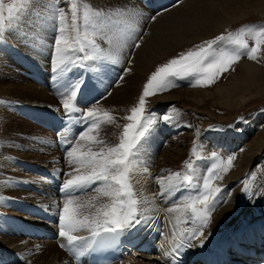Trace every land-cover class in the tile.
Returning <instances> with one entry per match:
<instances>
[{
    "label": "snow or ice",
    "instance_id": "snow-or-ice-1",
    "mask_svg": "<svg viewBox=\"0 0 264 264\" xmlns=\"http://www.w3.org/2000/svg\"><path fill=\"white\" fill-rule=\"evenodd\" d=\"M59 2L50 0V14L46 17V22H52L56 31L52 43V71L63 89L61 95L66 97L62 104L67 121L71 123L73 113H78L79 122L85 127L73 141L68 142L72 146L65 149V161L74 167L71 172L64 173L70 178L62 181L60 189L64 199L62 207L58 205V236L67 241L66 244L61 243L60 247L66 248L79 261L86 251L116 241L121 233L148 219L145 215L147 209L141 208L147 201L137 197L133 182L134 171L144 151V142L158 123L155 114L146 109V97L178 87V80H189L192 86L211 85L242 55L246 54L255 60L264 44V25L258 31L241 28L235 33L221 34L158 66L144 84L138 104L131 108L130 115L124 117L129 123L123 125L119 142L109 145L100 137L101 123L119 127L116 118L108 111L77 107L75 102L83 81L69 82L66 77L74 67H90V62L120 64L125 49L139 48L142 36L140 40L137 39L140 31L137 25L142 18V11L97 9L90 4H84L81 9L78 0H67L71 16L69 22L65 8L56 6ZM31 3L32 0H11V3L5 4V0H0V42H5L6 34L22 23L23 14L27 13ZM151 19L155 20V17ZM245 36L254 39L255 45L249 47ZM97 37L107 44L106 48L98 43ZM32 39L38 41L39 37L34 36ZM38 47L40 45L35 44L34 50ZM106 95H111V92H106ZM0 103L7 102L0 100ZM172 119L167 114L159 117L164 122ZM81 141L88 142L87 150H84ZM93 146H97V150H93ZM192 151H196L195 146ZM211 156L216 162L203 177L197 175L193 162L186 161L183 175L175 172L158 178L161 195L181 187L195 189L194 194L183 203L168 209L169 212L179 211L184 217L183 223L191 227L182 231L179 239L173 235L171 250L166 251L165 255L178 258L183 247H194L197 241L203 247L207 239L204 230L210 224L213 212L220 204L227 203L221 196L224 189L216 185L214 180L223 179L219 173L228 172L236 157L229 155L224 159L215 152ZM143 171L147 172L148 169L145 167ZM251 176L254 179L255 173ZM243 184L242 191L252 199V186L247 179ZM90 192L95 195H88ZM78 193L87 195V199ZM102 197L107 200H101ZM76 232H86L87 235H74Z\"/></svg>",
    "mask_w": 264,
    "mask_h": 264
},
{
    "label": "bare ground",
    "instance_id": "bare-ground-1",
    "mask_svg": "<svg viewBox=\"0 0 264 264\" xmlns=\"http://www.w3.org/2000/svg\"><path fill=\"white\" fill-rule=\"evenodd\" d=\"M104 2L106 4L104 9L106 10L108 8H114L118 10L123 8L126 10H131L133 12L142 11V18L139 19L137 25L140 30L137 39L140 40V37L142 36V40H140V47L125 49V51L122 53V62L120 64H112L108 61L97 62L106 70H111V68H120L121 71H126V73L122 75V80L118 83V85H115L113 90H111L113 92L104 104L106 111L112 114L117 113L119 101L128 102V99L131 98V95L135 92V90H137L138 87L140 89V86H142L141 84L143 82V79L146 78L148 75L147 71L153 65L158 63L160 59L164 58L165 56L172 53L183 45L192 43L193 41H198L203 38V36L209 35V30L213 28V26H215L214 30L221 31L222 28L228 25V23H233L241 19V17L244 18L246 14L258 13L264 15V3L259 5H252L247 7L246 9L240 10V7L237 8L236 5L233 3L226 4L225 0H105ZM226 8H230L229 13ZM153 16L155 17V20L151 19V17ZM46 34H48L47 38L45 39L46 46L44 45L41 50L44 54V50H46L47 54L51 53V59L48 60L47 58L48 61L46 62L45 60H43L44 54L41 53L40 56L39 52L35 57V60H37L38 58V62L45 68L47 74H50L52 73V43L54 41L53 35H55L54 25H51L49 28L46 29ZM97 40L98 43H101L103 47H107V44L105 42L101 41L100 39ZM25 52L27 53V55L29 54L31 55V57H33L34 52ZM248 58L249 57L245 55L239 60L241 67L245 69L244 75H233V80L229 82V84L220 85L218 83L215 86V90L220 95L222 102L227 103L228 109L229 107L231 109H239L243 104H245L253 97L250 95V91L247 89L249 83L264 84L263 66L259 64L256 59H252L249 61ZM47 64H50V66L48 67ZM94 68L96 69L97 66L92 67V71L100 72L98 69L93 70ZM77 69L74 67L70 72L71 79H69V76L67 75L68 79L72 82L79 80V74ZM127 69H130V71H127ZM6 70L7 69L4 68V71L8 72ZM42 73L44 74L43 70ZM11 75L16 78L19 82L23 83L21 89L14 88V90L12 91L13 94L22 97L25 101H29L31 103H40L41 106L45 107L44 109L52 113L48 115L49 117H53V115L55 114H62L64 112L62 105L63 99L61 95L63 89L60 88V85L57 81L50 84V86L53 85V88L51 90L50 86H46L47 88H30V82L26 78L17 74L16 71L12 70ZM82 80L84 82L86 79L82 78ZM187 81L188 80H180L181 83L186 82L185 84L191 85V83H188ZM95 82L96 85H93L94 88L98 91L100 90V96L104 97V91L106 92L108 90V84L106 83V79L104 81V84H100L99 82H97V80H95ZM189 87H187L188 89L182 88L179 90H175L171 93H164L163 95L156 97L148 105V108H153L158 104L162 105L163 102L166 101L171 102V100H179L181 103L183 102L184 104L186 101L196 100L199 96L203 95L206 92V89H208L203 88L205 86H200L199 88L192 86L194 88L190 90ZM86 89L87 88H85V90ZM80 94L81 93H79L78 96H80ZM259 94L262 95V93ZM89 100L90 105H92V100L90 98ZM198 100L201 101V99ZM75 103L76 106L81 109H87L90 107L89 104L88 107L86 106L87 104H84L82 102V97H77ZM47 120H49V118H47ZM4 123L3 125L6 124ZM15 126L17 125L15 124ZM183 129L190 132L192 128L186 129V127H183L181 125L179 126L175 123V127L173 129L175 135L171 139L173 142L179 135L181 136V139L183 138ZM262 141V139H258L255 141V144L260 145ZM210 143L213 149H215L212 150V152L214 151L218 157L221 156L222 158L226 159L227 156L234 155L236 159L233 162V166L229 169L228 172H226L227 174L224 176V184L226 182L230 184L232 183V185L228 184L226 187L224 186V191L221 193V196L227 200V203L220 204L213 212L212 220L208 227L204 230V235L205 237H207L204 242V246L200 247L197 241L196 246L194 247H183L181 249V255L178 258L174 256L165 255L166 251L171 250V242L173 241V235H175V237L179 239L180 233L186 228L191 227L190 224L186 225L183 223L184 217L174 219V222L171 225L165 224L169 220V214L177 215L180 213L179 211L168 212L167 209L172 208L177 204L183 203L187 197L194 194L188 193V190H190L191 192L192 189H186L184 187H181L179 190H174L170 193L166 192L161 195L160 186L157 188L154 187V191H159L158 197H154V195H150L153 194V190L151 192L152 188L149 190L151 192L150 194H146L147 192L143 193V190L141 191L139 188L138 190H136L137 197L147 201L146 204L141 205V208L147 209V211H145V215L148 217V219L147 221L136 226L135 228L127 231L129 237L134 239L132 245L133 251L129 254V256L127 255L123 258L124 262L122 264H127L128 262H132V260L139 262V264H177V262L179 260H182L183 258L188 259V262H186L185 264H189V261L200 256L201 258H205V262L209 264L212 254H218V257L221 260L223 257H226L227 264H264L263 228H259V231L255 229L249 230L252 227V224L248 223L245 229L241 228V233L226 237L222 241H215L218 238L217 235L219 233L216 234L214 226L212 225L213 217H215L216 220H221L222 222L229 221V228H235L238 225L243 224L244 218L246 216H243L244 218L241 216L242 218L240 217L238 219L234 215L239 209V205L243 204L244 197L242 199L239 198V203L238 201L234 202L233 198L235 196V193L231 189V187H233L235 184L238 185V178L242 177L241 175L244 174L243 171L245 170V168L249 164L257 163V161H259L260 159V156L258 153L253 154L251 150H247L245 152H234L235 149L238 150L239 146L242 145V140L239 139L237 136L235 137V139H211ZM182 151V149L173 151L172 157H170L166 161L168 166H166L164 159L160 158L156 163L157 167H149L150 175H147L151 178H154L152 175L155 174V177L158 180V178L167 177L175 173L177 169L174 167V163L178 162L182 158ZM58 152L61 156L64 154L61 153L59 150ZM230 152L234 153L229 154ZM10 153H12V155L6 154L4 159L2 153L1 155L3 157L0 155V159L3 162H6L5 164L13 168H9L8 170V168L3 166L2 171L0 172V219L11 228L10 232L13 234L12 236L0 235L1 264H72L64 249L60 247L61 243L67 242L66 238L60 237L59 239L55 240L45 238H28L22 236V233L18 232V228L21 227L22 230L25 227V224L23 222L19 224L17 223V221L21 222L22 220H27L32 223H36L38 221L39 223L50 224L49 226L51 228V231H58L57 224L46 223L43 220L38 219H36L35 221L32 216L38 215L41 212H46L45 210H48L47 208H51L49 209L50 212L54 211V214H52L51 216L57 219V214L59 211L58 205L62 207L63 198L61 199L54 194V192L50 188V182L47 179L43 178L40 174H38L36 178L39 180L38 183H36L35 185V188L37 190L29 189L27 187L29 183L27 182L17 181L16 179H14L16 173L12 171L15 170L16 172L19 169L18 166H14V160H19V157L17 155V151L15 150L10 151ZM209 159V165H212L214 162H216L213 160L211 155ZM41 162V165L29 167V170L27 169V172L25 174L30 175L32 172L39 173V169H48L58 176V183H62L63 180L70 178L63 174L65 172V169H63V167L59 163H51V161L48 160H41ZM152 168L153 170H155L154 172L152 171ZM165 169H171L170 173H165ZM205 169H207L206 166ZM151 171L153 172L152 175ZM165 183H167V181H165ZM150 186H148L147 188H149ZM228 193L231 194L228 195ZM8 198H10L11 200L9 201ZM101 200L106 201L107 198L102 197ZM23 202H28L31 206L35 208L42 206L41 211L35 212L31 209L24 208L23 206L30 208V205ZM259 203L260 205H264V200L263 202L261 201ZM252 210H255L253 209V204H249L247 208V216L251 214L250 211ZM229 211L232 216L230 219ZM30 212H34V214L29 216ZM226 213L227 216L223 217L222 215ZM11 215H14L16 219L12 218L13 220L10 221L9 218H11ZM7 221L9 223H7ZM73 234L85 235L87 233L76 232ZM212 235L216 236L214 237V241L209 243ZM21 237H24L25 239ZM256 237L258 239H255ZM211 243L214 249L210 250L209 247ZM142 245L145 246L143 249H140ZM255 246H259L261 248V252H257ZM118 262L119 261L113 264H117ZM197 262L204 264L202 260H198Z\"/></svg>",
    "mask_w": 264,
    "mask_h": 264
},
{
    "label": "rangeland",
    "instance_id": "rangeland-1",
    "mask_svg": "<svg viewBox=\"0 0 264 264\" xmlns=\"http://www.w3.org/2000/svg\"><path fill=\"white\" fill-rule=\"evenodd\" d=\"M104 1L105 0H78V2L81 4V9L84 4H90L93 8H97V9L105 8L106 4ZM49 2L50 0H32V3L28 6L27 13L23 14L22 23L17 27V29L12 30L6 34L5 42H0V57H1L0 69L2 68L0 71V100L7 102V103H0V155L2 153L4 157L2 155L1 156L4 159L6 154L12 155L10 151L15 150L17 151V155L19 157V160L17 161L14 160L15 167L18 166V163L20 164L21 162H23L22 165L24 166V168L26 167L25 169L29 170V167L31 166L41 165L42 164L41 160L42 161L48 160L51 161V163L52 161L53 163L56 162L59 163L63 167V169H65L64 173H66V172H71L72 167H74V165L69 166L66 163L65 155H62L61 157L57 147H55L56 145L54 144L56 143L55 138L53 140L54 133L52 132L53 133L52 134L48 129L40 125L39 122L40 121L42 122L44 120V116H42L41 119L35 120V118L32 117L31 115L32 113L36 115L41 114L40 111H44L45 112L44 115H49L52 113L44 109L45 107L41 106L40 103H31L29 101H25L22 97L12 93L14 88L21 89V86L23 84L22 82H19L16 78H14L11 75L12 70L16 71L17 74H19L20 76L26 78L30 82V86H29L30 88H38V87L47 88L46 86H50L51 83L57 81L55 78V73H53V71L52 73L47 74L45 68L38 62L39 59L37 58V60H35V57L39 52H40L39 53L40 56L41 53L44 54L41 49L44 47V45L46 46L45 39L48 36V34H46V29L49 28L51 25H54L52 22H46V17L47 15L50 14L48 11ZM225 2L226 4L233 3L236 5L237 8L240 7L239 9L243 10L252 5L262 4L264 3V0H225ZM8 3H11V0H5V4ZM56 6L65 8V11L68 12V19L70 22L71 16H70L69 7L67 5V0H60L59 4H57ZM226 9L229 13L230 8L229 9L226 8ZM262 25H264L263 14H258V13L246 14L244 18L241 17V19L233 23L230 24L228 23V25L222 28L221 31L214 30L215 26H213V28L209 30L208 33L209 35L203 36V38H201L198 41H193L192 43L183 45L178 49H176L175 51H173L172 53L165 56L164 58L160 59L158 63L153 65L147 71L148 75L146 78L143 79V82L141 84L142 86H140V89L138 87V89L135 90V92L131 95V98L128 99V102L119 101V106L117 107L118 109L117 113L116 114L111 113L113 116L115 115L114 117L116 118L119 127H117L116 125H106L101 123L100 137L102 139H105L109 145L119 142L120 134L122 133L123 130V125L129 123V121L124 119V117L130 115L131 108L138 104L139 97L143 93L144 84L151 76V73L156 71L158 66L167 63L170 59L178 56L180 53L186 52L187 50L192 49L196 45H200L203 41L213 39L221 34L227 35L230 32L235 33L241 28H246V30L251 29L254 31H258L260 26ZM34 36L39 37V40L32 41L33 40L32 38ZM55 36H56V31H55V35H53V38ZM244 38L248 41L249 47L255 45V40L252 39L251 37L245 36ZM97 39L100 38L97 37ZM37 43L40 45L41 48L38 47L35 48L34 50L35 44ZM24 50L34 52L33 57H31V55L29 54L27 55V53ZM44 51L46 54V55L44 54L46 58L43 55V60L47 62L49 59H51V53L47 54L46 50ZM245 55L246 54L242 55L241 58L244 57ZM248 60L250 61L252 59L248 58ZM256 60L264 68V44L261 45L260 50L257 53ZM90 63H91L90 67H85V68L75 67L76 69L78 68L77 69L79 74L78 79L80 81H83L82 78L86 79L83 82L84 89L82 86V89L80 91L81 94L78 97L79 98L82 97V102L84 104H87L86 106L88 107L90 105V100H89L90 98L92 100V105H90L89 108H94L97 109L99 112H103L106 111L104 104L110 95H106L102 99L99 92L100 90L98 91L97 89L94 88V86L96 85L95 80H97V82H99L100 84H104V81L106 79V83L108 84V90L106 89L107 90L106 92L110 91L112 93L113 91L111 90H113L115 85H118V83L122 80L121 77L123 74L126 73V71L125 72L121 71L120 68H111V70H106L103 66H101L97 62H90ZM47 66L49 67L50 64H47ZM95 66H97L96 69H98L100 72L92 71V67ZM4 68L7 69L6 71L8 72H5ZM42 70L44 71V74L42 73ZM244 73H245V69L241 67L239 60L234 62L228 71L217 77L218 80L216 78V82L211 84L212 86L200 85V86H205L203 88H208L206 89V92L203 95L199 96L196 100L186 101L184 104L183 102L181 103L179 100H171V102L166 101L163 102L162 105L158 104L153 108L151 107L148 108V105L151 103L153 99L163 95L164 93L165 94L171 93L175 90H179L182 88L186 89L189 86H190L189 89L191 90L194 87L199 88L200 87L199 85L192 87V84L187 85L185 84L186 82L181 83L180 80H178L177 83L180 84L181 86L179 85L178 87L170 88L169 90L164 91L163 93L157 94L155 96L146 97V101H147L146 109L150 110L152 113L155 114V117L158 119V123L155 124L150 135H148L146 141L144 142L145 147L143 154L139 158L140 159L139 166L135 169V173L133 174L135 179L133 181L134 187L137 186L136 190L140 188L141 191L143 190V193L147 192L146 194H150L154 189V187L156 188L159 187L160 185L157 182L158 180L155 177V174L152 175V173L155 171L153 170V168H152L153 172L151 171V175L155 179L148 176L150 175L149 167L150 166L157 167L156 163L160 158H163L164 162L166 163V166H168L166 162L167 159L172 157L174 150H178V149L183 150L182 151L183 155H181L182 158L178 162L174 163V167L177 169L176 172H180L181 175H183V173L186 170L185 162L189 161L194 163V167L197 169L198 176L203 177L204 175H207V171L211 167V165L208 164V162L211 159V158L209 159V157L214 152V151L212 152V150H215L211 146L210 143L211 139H215V138L235 139V137L237 136L239 139L242 140V145L239 146L238 150L235 149L234 152H240V151L245 152L247 150H251L253 154L258 153L260 156V159L259 161H257V163L249 164L246 167L247 169L245 168V170L243 171L244 174L241 175L242 177L238 178L240 182L237 179L238 185L235 184L233 187H231V189L235 193V196L233 198L234 202L238 201L239 203V198L242 199L244 197L243 204L239 205V209L234 215L238 219L241 216L242 217L246 216L245 218L243 217L244 218L243 224L238 225L235 228L234 227L229 228V221L222 222L221 220H216V218L213 217L212 225L214 226V230L216 231V234L219 233L217 235L218 238L215 241L218 240L222 241L226 237H230L235 234L241 233L240 231L241 228L245 229L248 223L252 224V227L249 230L255 229L259 231V228L264 229V205H260L259 203L261 201L263 202L264 200L263 199L264 198V84L249 83L247 89L250 91V95L253 97L245 104H243L239 109H233V108L231 109L230 107L228 109L227 103L222 102L220 95L215 90V86L218 83L220 85H227L229 84V82L233 80V75L239 76V75H244ZM67 75L69 76V79H71L70 73ZM68 76L66 77L67 81L69 80ZM69 82L72 81L69 80ZM187 82L190 83L189 80ZM52 88L53 85L50 86V90ZM85 88H87L86 89L87 91L85 90ZM106 92L104 91V93ZM259 93H262V95H260ZM64 98L66 97L62 96V99ZM198 99H201V101H199ZM165 114L171 115L173 119L169 122H164L162 120H159V117ZM3 123L5 125H3ZM175 123L179 126L181 125L183 127H186V129L187 128L188 129L192 128V129L190 130V132L183 129V133H184L183 138L181 139L180 138L181 136L179 135L178 136L179 138L177 137L174 140V142L176 141L174 143L171 139L175 135L173 132ZM10 124L12 125L14 124V125L12 126ZM15 124L19 127L15 126ZM82 130L80 129L78 133ZM258 139L263 140L260 145L255 144V141ZM81 144L84 147V150H87V147L89 146L88 142L81 141ZM194 146L196 147L195 152L192 151ZM56 149L58 152L57 155H56ZM93 150H97V146H93ZM234 152H230L229 154H232ZM198 157H205V159H198ZM1 161L2 160L0 159V172L2 171L3 166L8 168V170L9 168L13 169L11 166L5 164L6 162L2 161L1 163ZM205 166L207 167V169H205ZM145 167L148 169V171L144 173L142 168ZM17 171L16 172L15 170L12 171L16 173L14 179H16L17 181L27 182L29 183V185L27 186L29 189L37 190L35 188L36 187L35 185L39 181L38 179H36L37 175L39 174L38 172H32L30 175H26L24 169L21 170L18 169ZM164 171L165 173L166 172L170 173L171 169H165ZM142 173H144L145 175ZM252 173H255L254 179L251 176ZM226 174L227 173L224 174V172H220L219 175L223 176V179H216L214 180V183L215 184L217 183V185L221 186L222 188H224V186L226 187L228 184L232 185V183L230 184L228 182H226L225 184L223 183L224 176ZM245 179H247V182L252 186V190L254 193L252 199H250L248 195L242 191L244 187L243 181ZM147 185L148 186L151 185V186L147 188L148 187ZM145 187L147 188V190ZM150 189L151 192L149 191ZM257 190H259V192H257ZM192 191L190 192V190H188V193H194L195 189H192ZM152 193L153 194L150 195L152 196L154 195V197H158L159 191L153 190ZM88 195H95V193L90 192ZM243 195H245L246 197ZM82 197H84L83 199H87V195L84 196L82 195ZM8 200L10 201L11 199L8 198ZM23 203L30 205L28 202H23ZM249 204H253V209H255L250 211L251 214L249 216L252 217L247 216L248 215L247 208ZM23 207L26 209H31L32 211L35 212L41 211L42 208V206L35 208L31 205L30 208H27L25 206ZM47 209L48 210L45 211L48 212L50 215L54 214V211L50 212L49 209L51 208H47ZM33 214L34 212H30L29 216ZM172 215L174 218L172 217ZM222 216L223 217L227 216V213ZM181 217L183 216H181L180 213L177 215L169 214V220L165 224L171 225L174 222V219L176 218L178 219ZM231 217L232 216L229 211V219ZM9 219L10 221L13 220L12 218ZM8 221L7 223H9ZM22 222L23 221L21 222L17 221L18 224ZM36 224H43V223H39L37 221ZM49 225L50 224H45V223L43 224V226H47L49 230H51ZM10 231L11 228L0 219V235L12 236L13 234ZM21 231H22L21 227L18 228V232L22 233ZM215 236L216 235H212L209 243L214 241ZM21 238L25 239L24 237ZM255 239L258 238L256 237ZM209 248L210 250L214 249L212 243L210 244ZM127 264H139V262L132 260V262H128Z\"/></svg>",
    "mask_w": 264,
    "mask_h": 264
}]
</instances>
